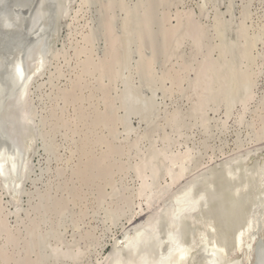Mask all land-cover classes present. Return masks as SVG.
Masks as SVG:
<instances>
[{"label": "rangeland", "instance_id": "374dc122", "mask_svg": "<svg viewBox=\"0 0 264 264\" xmlns=\"http://www.w3.org/2000/svg\"><path fill=\"white\" fill-rule=\"evenodd\" d=\"M64 2L67 10L58 19L48 65L31 86L27 102L35 128L29 180L16 202L0 189L7 209L2 217L9 231L25 230L20 232L23 243L27 229L36 227L34 220L37 226L41 223L30 239L32 246L28 244L31 249L21 244L17 252L31 251V264H42L58 248L63 264H112L114 238L118 242L128 233L122 231L127 219L143 206L145 215L128 226L135 229L150 214L146 195L156 194L151 196L153 214L173 191L190 182L214 194L218 185L222 187L217 198L211 193V206H221L220 213L215 209L216 219L231 217L228 226L225 217L217 220L230 238L256 199L253 195L248 200V195L235 202L231 192L244 176L239 181L223 176L226 165L246 168L264 160V141L257 139L264 137V0ZM126 85L156 96L151 112L127 119L121 93ZM102 158L107 160L103 172L82 183ZM212 169L220 171L218 177ZM78 188L84 192L77 193ZM161 192H169L164 200H159ZM119 197L123 201L118 203ZM227 205L240 207L230 210ZM2 234L1 247L6 239ZM260 244L264 245V234L256 245L257 260ZM12 255L17 257L13 251Z\"/></svg>", "mask_w": 264, "mask_h": 264}, {"label": "bare ground", "instance_id": "6f19581e", "mask_svg": "<svg viewBox=\"0 0 264 264\" xmlns=\"http://www.w3.org/2000/svg\"><path fill=\"white\" fill-rule=\"evenodd\" d=\"M68 1H71V0H68ZM67 0L64 2V0H60V3H59V17L60 15L65 12L67 10V8H65L66 6H63L65 8V11L63 10L64 8H62V5L63 2L66 4V2H68ZM86 2V1H85ZM211 8V7H210ZM59 17L57 16L56 18V24H55V28H54V31H53V35H52V39L54 38L55 34H56V26H57V22H58V19ZM37 22V18L36 17H33L30 21V25L33 27ZM59 24V23H58ZM59 28V27H58ZM57 28V29H58ZM60 29V28H59ZM59 29L57 31H59ZM52 40L50 41V44H51ZM55 42V41H54ZM53 42V44H54ZM52 45V44H51ZM50 46V45H49ZM50 50V48H49ZM51 54V52H49ZM49 55V54H48ZM47 57V56H46ZM47 60V58H46ZM47 62V61H46ZM49 63V62H48ZM48 65V64H46ZM44 67H45V63H44ZM43 67V68H44ZM48 69V68H47ZM43 70V69H42ZM45 70V69H44ZM44 70L41 72L40 71V65H36L33 69V71L31 72L30 76L31 78H33V82L32 84L29 86L28 90H27V102L29 101L28 98L31 96L30 95V89L33 87V83L34 81L36 80L37 77H39L43 72ZM14 72L16 74V76L20 79V80H24L25 78V74H24V70L22 68V66L17 63L15 66H14ZM36 73H39L38 76H36L35 78V75ZM32 86V87H31ZM125 88H123V92H121L123 94V99L124 101V105H125V114L127 116V119L128 120H131L133 119L132 117L136 116L138 117L139 115H144L145 113L147 112H151V108H152V103L153 101H156V96H153L154 97V100H153V97L151 96H146L145 94H143L141 91H139L138 87L137 88H133V87H130L128 85L124 86ZM138 89V90H137ZM32 93V92H31ZM67 93V92H66ZM121 94V96H122ZM70 96V95H69ZM67 97V96H66ZM122 98V97H121ZM30 99V98H29ZM68 99V98H67ZM121 99V100H123ZM31 102V101H30ZM156 103V102H155ZM153 103V104H155ZM31 104V103H30ZM28 105H29V102H28ZM27 105V106H28ZM124 105L122 106L124 108ZM32 107L30 108H26V110L24 111L23 114L26 115V119L28 121V127L27 128H24L23 129V132H24V141L29 149V151H33V145H34V132H35V128H34V125L32 124L33 123V116H32ZM124 114V115H125ZM34 115V114H33ZM140 117V116H139ZM143 117V116H141ZM124 118V117H123ZM135 118V117H134ZM264 119V118H263ZM262 120V119H261ZM262 124V123H261ZM260 124V125H261ZM263 125V124H262ZM260 127V126H259ZM263 127V126H262ZM263 130V129H262ZM264 131V130H263ZM262 134V132H259ZM264 135V133H263ZM254 136V134H253ZM252 137V136H251ZM256 139V137H255ZM258 141H264V137H261L260 140L259 138H257ZM252 140V139H251ZM254 140V139H253ZM85 141V140H84ZM257 141V140H256ZM253 142V141H252ZM258 143V142H256ZM259 144V143H258ZM249 145V143H248ZM101 146V145H100ZM244 146V145H243ZM114 151V150H113ZM257 151V150H256ZM84 152V151H83ZM108 152V151H107ZM118 152V151H117ZM261 152V151H260ZM86 153V152H85ZM104 153V152H103ZM112 154V153H111ZM224 154V153H223ZM222 154V155H223ZM246 154V153H245ZM255 154V153H254ZM30 155H32L31 153L28 155V158H27V162H28V166H29V169H30V165H29V162H30ZM82 155V154H81ZM85 155V154H84ZM90 155V154H89ZM109 155V154H108ZM107 155V156H108ZM253 155V154H252ZM87 156V153L86 155ZM91 156L92 153H91ZM187 156V155H186ZM213 156V155H212ZM224 157V155H223ZM247 157V156H246ZM245 157V158H246ZM92 158V157H90ZM95 158V157H94ZM98 158V157H97ZM100 158V157H99ZM112 158V157H111ZM111 158H107V159H111ZM115 158V157H114ZM186 158V157H185ZM215 158V157H214ZM213 158V159H214ZM89 159V158H88ZM91 160V159H90ZM99 160V159H98ZM103 158L101 160H99L98 162H96L94 168H92L90 171H88L89 173L86 175V177L84 178V182L82 183H88L89 180H92V178H94L95 174L97 172L101 173L103 172L104 168V161L105 163L107 162V160H104L102 161ZM116 160V159H115ZM114 160V161H115ZM186 160V159H185ZM212 160V158H211ZM94 161V160H92ZM96 161V159H95ZM109 161V160H108ZM204 161V160H202ZM86 162V161H85ZM84 162V163H85ZM200 162V161H199ZM216 162V160H215ZM237 162H240V161H237ZM95 163V162H94ZM92 163V164H94ZM114 163V162H112ZM112 163L110 164V162H108L107 164H110L112 165ZM175 163H177L175 161ZM203 163V162H202ZM206 163V162H205ZM212 163V162H211ZM242 163H244L242 161ZM89 164V162H88ZM189 164V163H188ZM227 164V163H225ZM241 164V163H239ZM254 165L252 167H244V168H240V166L238 165V163H230V164H227L226 165V173L223 174V176L225 174L228 175V178H233L232 180H238L239 181V178L243 175L244 176V179L242 182L237 183L236 187L234 188L233 192L232 193V196L234 197L235 199V202L237 201L239 203L240 200L243 201V199L248 196V200L250 199L251 196H255V199L256 200H252V202H250L252 204V209L249 213L246 214V218L244 220V222L236 227L235 229L236 230H233L234 233L232 234V236L230 238H227L225 235H223V232L221 231L220 227L217 225V220L218 222H221V219L223 220V218L225 219L226 221V225L228 226V223L230 222L229 220H231V217L230 218H227V221L226 220V217H227V213L225 212L224 215L226 216H223V218H220L219 219H216L217 217L214 215V212H215V209H218L216 211H218L221 206H217V208H215L213 210V207L211 206L212 204V200H211V196H213L212 192H210V190H198L197 189V186L199 184H197L196 186V182H190L189 184H187L186 186H184L180 191H177L174 193L173 191V194L169 197V199H165L169 192H161L162 195L161 197L159 198V200H164L163 201V204L160 206V207H157L158 209L152 214L151 212H153V210H155L153 207V203H152V200L151 199V196L152 194L155 192H151L152 194H148L146 195L148 201H147V208L146 210L148 211L147 214H149V216L143 220V221H139L137 223V225L134 227L135 229H130L128 230V226L131 225V224H134V221H136L138 218L144 216L146 213L145 212V209H143V206L139 207L137 209V211L133 214H131V217L127 219V223L123 225V230H126L127 234L117 242V238H114L115 239V250H114V253L112 254L111 256V263L112 264H123V261L122 263H118V259H125V260H129V259H126L124 258V256H122V253L124 250L128 249V248H132L136 242L135 239L138 238V237H142L145 235V232L147 229L151 228L152 225L155 223L154 221L158 220L159 216L161 215V213L164 212V210L166 209L167 210V218H171L172 215L175 214V209L174 210H171L172 208L170 207L169 208V205L172 204L173 202H180L181 204H179V208H178V211H180V209H182L183 207L185 208L187 205L189 206H197L198 203L204 199L205 201V206L204 207H201L204 209V211H201V214H197V215H191L189 218H187V220H189L190 222H186L185 224H182L181 226H179L178 228L181 230L182 232V235L184 237V242L181 246H179L178 248H174L173 250H171V254H170V257L169 259L171 258V261L168 263V264H264V262H261L262 259H264V245L260 244L259 245V250H258V253L260 254V256L258 257V260L256 259L255 257V253H256V245L258 244V239H259V235L260 234H264V160L261 161V160H257V162L253 163ZM82 165V164H80ZM87 165V164H86ZM186 165V164H185ZM198 165V164H197ZM207 165V164H206ZM211 165V164H210ZM84 166V164H83ZM88 166V165H87ZM175 166V165H174ZM204 166V165H202ZM250 166V165H249ZM119 167V166H117ZM116 167V168H117ZM188 167V166H187ZM199 167V166H198ZM196 167L195 170H198L199 168ZM225 167V166H224ZM207 168V167H206ZM217 168V167H216ZM220 168V167H219ZM222 168L221 167V172L222 171ZM86 169V168H85ZM171 169V168H170ZM175 169V167H174ZM184 169V168H183ZM189 169V168H188ZM192 169V167H190V170ZM74 170H77V169H74ZM81 170V168H80ZM176 170V169H175ZM186 170V169H185ZM189 170V171H190ZM214 170V169H212ZM224 170V168H223ZM29 171V170H28ZM85 171V170H84ZM83 171V172H84ZM174 171V170H173ZM183 171V170H182ZM193 171V172H194ZM224 171V172H225ZM78 172V171H76ZM109 172V171H108ZM177 172V171H176ZM193 172L191 174H193ZM215 172V170L213 171ZM212 172V173H213ZM220 172V171H219ZM219 172H215V175L217 176V174ZM19 173H20V166H19V163H18V159H17V156H15L14 154H12L11 152H9L6 148H2L0 149V179L3 181L4 184H10V188L8 187L7 189V192L13 197V201H17L18 200V196L19 194L21 195L22 193V187H23V183L21 184V182H19L20 180L19 179ZM87 173V172H86ZM110 173V172H109ZM208 173V172H207ZM28 174V172H27ZM27 174L25 176V178H28L29 180V176L27 177ZM80 174V173H79ZM103 174H106V173H103ZM102 174V175H103ZM111 174V173H110ZM109 174V175H110ZM175 174V173H174ZM187 174V173H186ZM83 175V174H82ZM85 175V174H84ZM168 175V174H167ZM188 175V174H187ZM211 175V173H210ZM221 174H219L220 176ZM241 175V176H240ZM77 176V175H76ZM75 176V177H76ZM80 176V175H79ZM101 176V175H100ZM108 176V175H107ZM106 176V177H107ZM169 176V175H168ZM182 176V172L178 173L177 175H175V177L173 178V183H176L180 177ZM189 176V175H188ZM193 176V175H191ZM205 176V175H204ZM218 177V176H217ZM222 177V176H221ZM82 178V177H81ZM80 178V180H81ZM96 178V177H95ZM101 178V177H100ZM184 178V177H183ZM187 178V176H186ZM199 178V177H198ZM210 178V177H208ZM215 178V177H213ZM212 178V179H213ZM235 178V179H234ZM77 179V177H76ZM79 179V178H78ZM77 179V180H78ZM103 179V178H101ZM100 179V180H101ZM211 179V178H210ZM221 179V178H220ZM220 179L219 180V183L222 184V181L220 182ZM27 180V181H28ZM104 180V179H103ZM102 180V181H103ZM96 181V180H95ZM184 181V180H183ZM235 181V182H236ZM241 181V179H240ZM169 182V181H168ZM2 182H0V186L2 190H5L4 186ZM224 183V182H223ZM91 184V183H90ZM98 185V183H96ZM177 184V183H176ZM80 185V184H79ZM85 185V184H84ZM95 185V184H94ZM100 185V188H101V183L99 184ZM147 185V184H146ZM213 186V184H211ZM210 185V186H211ZM17 186H21V191L20 192H17ZM63 186V185H62ZM74 186V185H73ZM76 186V185H75ZM89 186V185H88ZM87 186V187H88ZM177 185H175L176 187ZM219 188H220V185H218ZM86 187V189H88ZM96 187V186H95ZM94 187V188H95ZM164 187V186H163ZM174 187V186H173ZM201 187V186H200ZM217 187V186H216ZM224 187V186H223ZM233 187V185H232ZM231 187V188H232ZM82 188H85V187H81ZM97 188V187H96ZM95 188V189H96ZM146 188V187H145ZM208 188V186H207ZM218 189L217 193L215 194H218V192L220 191ZM222 188V187H221ZM220 188V189H221ZM226 188V187H225ZM229 188V187H228ZM227 188V189H228ZM24 189V187H23ZM73 189V187H72ZM80 188H78L77 191H79ZM93 189V188H91ZM148 189V188H147ZM152 189V188H151ZM200 189V188H199ZM225 189V190H227ZM230 189V188H229ZM228 189V190H229ZM255 189H260L261 192H251V191H254ZM97 190V189H96ZM161 190V189H160ZM165 190V189H163ZM192 190H195L196 192H198L197 196H195L193 194V192H191ZM213 190V189H212ZM215 190V188H214ZM223 190V189H221ZM224 190V192H225ZM259 190V191H260ZM93 191V190H92ZM101 191V190H100ZM209 191V192H208ZM231 190H229V193H230ZM1 192V191H0ZM49 192V191H48ZM72 194H73V191H70ZM82 192V191H81ZM81 192H77V193H80ZM84 192V191H83ZM82 192V193H83ZM97 191H95L96 193ZM102 192V191H101ZM227 192V191H226ZM2 193V192H1ZM5 193V192H4ZM47 193V192H46ZM74 193H76L74 191ZM123 193V192H122ZM141 193V196L143 195L144 192H140ZM157 193V192H156ZM212 193V194H211ZM101 194V193H100ZM112 194V193H111ZM215 194H214V197H215ZM6 195V194H5ZM47 195V194H46ZM52 195V194H51ZM75 195V194H74ZM104 195V194H103ZM103 195H101L103 197ZM4 196V195H3ZM53 196V195H52ZM80 196V195H79ZM96 196H99L97 195L96 193ZM156 196V194H155ZM54 197V196H53ZM75 197V196H74ZM83 197V196H81ZM121 197V196H120ZM119 199H116L117 202L118 201H123L122 198ZM186 197H190V198H194L193 201H188L186 204H185V199ZM213 197V201L214 203H216V200L217 199H214ZM218 196H216L215 198H217ZM221 197V196H220ZM227 198V196H225ZM230 197V196H229ZM2 198V197H0ZM45 198H47L45 196ZM99 198V197H98ZM116 198V197H115ZM3 199V198H2ZM41 199V198H40ZM78 199V198H77ZM81 199V198H80ZM100 199V198H99ZM104 199V198H103ZM124 199V197H123ZM48 200V199H47ZM53 200V199H52ZM51 200V202H52ZM221 200V199H220ZM223 200V199H222ZM247 200V201H248ZM46 201V200H45ZM55 201V200H54ZM53 201V202H54ZM227 201V200H225ZM246 201V199H245ZM246 201V202H247ZM30 202V201H29ZM28 202V203H29ZM66 202V200H65ZM116 202V204H117ZM125 202L127 203V200L124 201L123 203L125 204ZM157 202V200L155 201ZM230 202L232 203V201L230 200ZM234 202V201H233ZM234 202V204H235ZM236 202V203H237ZM12 203V201H11ZM61 203V202H60ZM119 203V202H118ZM122 203V204H123ZM162 203V202H161ZM224 203V202H223ZM227 203V202H226ZM14 204V203H13ZM55 204V202L53 203ZM57 204V203H56ZM121 204V203H120ZM121 204V205H122ZM143 204V203H142ZM146 204V203H145ZM157 204V203H156ZM155 204V205H156ZM242 204V203H240ZM243 204H246L243 202ZM12 205V204H11ZM10 205V206H11ZM126 205V204H125ZM159 206V204H157ZM181 205V206H180ZM224 205H226L224 203ZM230 205V204H229ZM227 205V206H229ZM36 206V205H35ZM34 206V208H35ZM51 206V205H50ZM115 206V205H114ZM117 206H120L119 204ZM124 206V205H122ZM164 206V207H163ZM223 206V205H222ZM226 206V208H227ZM238 206V205H237ZM5 207V206H4ZM3 205H2V202H1V199H0V231L4 232V236L2 234V238L5 239V243L3 244L4 246L1 247L0 246V262L2 264H31L28 260V252L31 253V251H28V250H23L24 251V254H21V251H18L17 252V249H19V246L22 244L24 247L26 246L27 249H29L28 247V244L30 243L31 244V238L32 236L34 235V230H38L40 225H41V221H39L40 224H38L39 226H37V220H34V225H36V228L33 229L31 227H29L27 229V236L25 235L24 237L25 240L24 243L22 242V238L20 237V232L23 231H19V229L17 231H9L6 225V221L5 219L2 217L3 215V211L4 210H7V209H4ZM33 207V206H32ZM31 207V208H32ZM41 207V206H40ZM63 207V206H62ZM224 207V206H223ZM234 207V205H233ZM240 207V206H238ZM238 207H234L232 208V206H229L230 210L231 208L232 209H236ZM243 207V205H242ZM49 208V207H48ZM169 208V209H168ZM229 208L226 210V211H229V214L231 213V211L229 210ZM244 208V207H243ZM19 209V208H18ZM17 209V210H18ZM52 209V208H51ZM56 209V208H55ZM59 209V208H58ZM116 209V208H115ZM225 209V208H224ZM57 210V209H56ZM60 210V209H59ZM124 210V208H123ZM238 210V211H237ZM236 212H241V208L240 210L237 209ZM247 210V209H246ZM249 210V209H248ZM43 211V210H42ZM41 211V212H42ZM14 212V211H13ZM29 212L30 209H29ZM39 212V211H38ZM45 212V211H44ZM43 212V213H44ZM220 213V210L218 211ZM217 212V213H218ZM5 213V212H4ZM15 213V212H14ZM60 213V212H59ZM216 213V212H215ZM218 213V214H219ZM13 214V213H12ZM30 214V213H29ZM32 214V213H31ZM35 214V213H34ZM33 214V215H34ZM39 214V213H37ZM45 214V213H44ZM53 216H55L54 214L50 213ZM228 214V215H229ZM232 214V213H231ZM237 214V213H236ZM243 214V213H242ZM121 215V214H120ZM239 215V214H238ZM237 215V216H238ZM244 215V214H243ZM37 216H40V215H37ZM57 216V214H56ZM219 216H222V213L221 215ZM236 216V217H237ZM41 217V216H40ZM43 217V216H42ZM240 217V216H239ZM245 217V215L243 216ZM39 218V217H37ZM49 218V217H48ZM234 218V217H233ZM241 218V217H240ZM18 219V218H17ZM43 219V218H42ZM235 219V218H234ZM238 219V218H236ZM28 221V219H26ZM40 220V219H39ZM46 220V219H45ZM8 221V220H7ZM19 221V220H18ZM24 221V220H23ZM173 224V220L171 219L170 220ZM241 221V220H240ZM243 221V220H242ZM241 221V222H242ZM30 222V221H29ZM36 222V223H35ZM49 222V221H48ZM224 221H222V225L223 226H226L225 225V222L223 224ZM228 222V223H227ZM232 222V221H231ZM234 222V221H233ZM25 223H28L25 221ZM32 223V224H33ZM50 223V222H49ZM237 225L239 223H236ZM31 225V224H29ZM25 226H27L25 224ZM171 226H174V225H171ZM231 227V226H230ZM235 227V226H234ZM26 228V227H25ZM226 228V227H225ZM232 228V227H231ZM169 229V224L167 225V231ZM227 229V228H226ZM25 231V230H24ZM23 231V232H24ZM39 231V230H38ZM131 231V232H129ZM224 231V230H223ZM232 231V230H231ZM36 232V231H35ZM226 232V231H225ZM230 232V230H229ZM26 233V232H24ZM37 233V232H36ZM210 233H214L216 235V238L215 239H212L209 234ZM232 233V232H231ZM22 236V235H21ZM37 236V235H36ZM35 239V238H34ZM33 239V240H34ZM75 239V238H74ZM79 240V239H78ZM4 241V240H3ZM35 241V240H34ZM161 241L162 242H165V238H161ZM218 241L220 242V244L218 243ZM116 243H117V246H116ZM37 244V243H36ZM21 245V246H22ZM57 245V244H56ZM23 246L21 247L23 249ZM30 246V245H29ZM32 246V244H31ZM30 246V247H31ZM62 247H64L62 245ZM135 248V247H134ZM31 249V248H30ZM29 249V250H30ZM59 249V248H58ZM52 251V253L49 257H47V259H45L43 262H39V263H42V264H63L62 263V260L64 258L63 255H60V250L58 251ZM160 251L162 252V256H165V252H164V249L163 248H160ZM56 250V248L54 249ZM12 251L14 252V255H17V257H14L12 255ZM63 251V250H62ZM61 251V252H62ZM159 251V252H160ZM39 255V254H38ZM82 255V254H81ZM124 255V254H123ZM156 255V254H155ZM154 255V256H155ZM153 256V257H154ZM67 257V256H66ZM43 258V257H42ZM74 258V257H73ZM77 258V257H76ZM75 258V259H76ZM65 259H68V258H65ZM256 259V261H255ZM31 260H33L31 258ZM70 260V259H69ZM78 260V258H77ZM109 258L107 259V262L106 263H109L108 262ZM109 260V261H110ZM34 261V260H33ZM71 261H74L73 259ZM76 261V260H75ZM74 261V262H75ZM131 262L129 264H139L138 262L135 263L134 260H130ZM64 262V261H63ZM66 262V261H65ZM36 264V263H35ZM77 264V262H76Z\"/></svg>", "mask_w": 264, "mask_h": 264}, {"label": "water", "instance_id": "95a60500", "mask_svg": "<svg viewBox=\"0 0 264 264\" xmlns=\"http://www.w3.org/2000/svg\"><path fill=\"white\" fill-rule=\"evenodd\" d=\"M59 3L60 0H0V149L6 148L17 156L20 166L18 180L21 184L29 170L27 158L31 153L23 138V129L29 125L26 115L23 114L27 108V90L33 82V78L29 76L37 64L40 65L41 72L46 68V56L49 53L56 18L59 17ZM33 17L37 18V22L32 27L30 21ZM17 63L24 70L23 81L14 72ZM38 74L36 73L35 78ZM0 182L3 183L1 179ZM3 185L7 192L11 185ZM20 191L21 186H17V192ZM191 192L195 196L198 194L195 190ZM193 199L186 197L184 202L186 204ZM179 204L181 203L170 204L169 208L175 209V214L169 219L165 209L152 227L146 230L145 235L136 238L135 245L123 251L122 256L129 260L118 259V263L123 261V264H129L130 260H134L139 264H168L171 261L170 251L184 242L178 227L190 222L187 218L191 215L201 214L205 201L202 199L197 206L187 205L178 211ZM209 236L216 238L214 233ZM161 238L166 241L162 242ZM218 243L220 244L219 241ZM159 247L164 249L165 256H162Z\"/></svg>", "mask_w": 264, "mask_h": 264}]
</instances>
